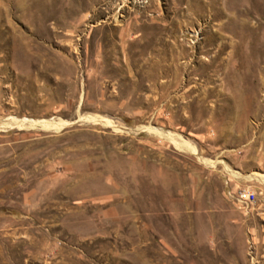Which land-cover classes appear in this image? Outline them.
Segmentation results:
<instances>
[{"label":"rangeland","instance_id":"374dc122","mask_svg":"<svg viewBox=\"0 0 264 264\" xmlns=\"http://www.w3.org/2000/svg\"><path fill=\"white\" fill-rule=\"evenodd\" d=\"M0 122V264H264V0H0Z\"/></svg>","mask_w":264,"mask_h":264},{"label":"bare ground","instance_id":"6f19581e","mask_svg":"<svg viewBox=\"0 0 264 264\" xmlns=\"http://www.w3.org/2000/svg\"><path fill=\"white\" fill-rule=\"evenodd\" d=\"M9 121V120H8ZM12 121V120H11ZM19 121V119L17 120ZM21 123H27L28 125L31 126H35V127H41V128H48V127H52L55 125V123L53 121L50 120H24L22 119L21 121H19ZM1 123V122H0ZM10 123V122H9ZM58 124V123H57ZM174 143L181 149H186L189 150V148L191 147L189 145V143L183 139H181L180 137H175L174 138ZM228 172L233 174H237L235 171L231 170L230 168H227ZM246 178H256L258 179L260 182H264V174H255V173H249L244 175Z\"/></svg>","mask_w":264,"mask_h":264},{"label":"built area","instance_id":"2783aa9c","mask_svg":"<svg viewBox=\"0 0 264 264\" xmlns=\"http://www.w3.org/2000/svg\"><path fill=\"white\" fill-rule=\"evenodd\" d=\"M229 187L231 188V196L243 207H249L255 203L257 194L252 187L239 186L238 184L229 185Z\"/></svg>","mask_w":264,"mask_h":264}]
</instances>
